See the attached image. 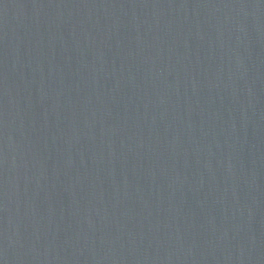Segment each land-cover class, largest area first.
Segmentation results:
<instances>
[{
    "label": "water",
    "instance_id": "water-1",
    "mask_svg": "<svg viewBox=\"0 0 264 264\" xmlns=\"http://www.w3.org/2000/svg\"><path fill=\"white\" fill-rule=\"evenodd\" d=\"M0 264H264V0H0Z\"/></svg>",
    "mask_w": 264,
    "mask_h": 264
}]
</instances>
